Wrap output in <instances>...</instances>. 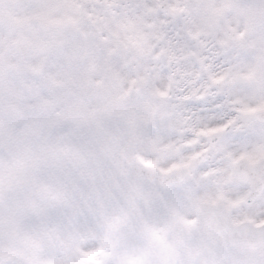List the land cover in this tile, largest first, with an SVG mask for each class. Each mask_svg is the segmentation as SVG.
I'll list each match as a JSON object with an SVG mask.
<instances>
[{
    "label": "clouds",
    "instance_id": "1",
    "mask_svg": "<svg viewBox=\"0 0 264 264\" xmlns=\"http://www.w3.org/2000/svg\"><path fill=\"white\" fill-rule=\"evenodd\" d=\"M0 264H264V0H0Z\"/></svg>",
    "mask_w": 264,
    "mask_h": 264
}]
</instances>
